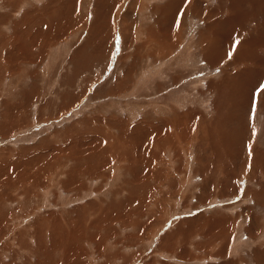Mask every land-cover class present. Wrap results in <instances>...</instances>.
Returning a JSON list of instances; mask_svg holds the SVG:
<instances>
[{
	"label": "rangeland",
	"instance_id": "374dc122",
	"mask_svg": "<svg viewBox=\"0 0 264 264\" xmlns=\"http://www.w3.org/2000/svg\"><path fill=\"white\" fill-rule=\"evenodd\" d=\"M262 86L264 0H0V264H264Z\"/></svg>",
	"mask_w": 264,
	"mask_h": 264
},
{
	"label": "bare ground",
	"instance_id": "6f19581e",
	"mask_svg": "<svg viewBox=\"0 0 264 264\" xmlns=\"http://www.w3.org/2000/svg\"><path fill=\"white\" fill-rule=\"evenodd\" d=\"M167 38V37H166ZM155 40V39H154ZM253 40H255V39H253ZM157 43H159V42H157V41H155V45H157ZM246 45V44H245ZM256 46H258V45H256ZM214 49V48H213ZM245 51H247L246 49H245ZM216 52V51H215ZM246 53V52H245ZM242 54V53H241ZM187 55V54H186ZM248 55H249V53H248ZM188 60V59H187ZM187 60H185V65L187 66V68H189V67H191L192 66V62H189L188 63V61ZM187 61V62H186ZM195 63V62H194ZM193 71V70H192ZM244 87V86H243ZM184 94V93H183ZM182 97V96H181ZM189 97V96H188ZM180 100V99H179ZM179 102V101H178ZM172 106V105H171ZM177 106V105H176ZM237 107V106H236ZM174 121V120H173ZM170 124V123H169ZM172 124V123H171ZM184 129V128H183ZM182 131V130H181ZM137 132H138V130H137ZM136 134V133H135ZM212 134V133H211ZM146 136V135H145ZM165 138V137H164ZM167 138V137H166ZM169 138V137H168ZM225 138V137H224ZM171 141V140H170ZM229 141V140H228ZM138 143V142H137ZM161 146V145H160ZM238 146V145H237ZM231 148V147H230ZM150 153V152H149ZM226 172V171H225ZM230 174V173H229ZM226 176H228V175H226ZM226 178V177H225ZM227 179V178H226ZM228 180V179H227ZM230 180V179H229ZM222 181H224V179L222 180ZM221 182V181H220ZM227 183V182H226ZM186 184V183H185ZM219 185H220V183H219ZM238 192V191H237ZM247 195V194H246ZM245 195V196H246ZM203 197V196H202ZM165 223V222H164ZM227 229V228H226ZM223 234V233H222ZM260 239V238H259ZM237 241V240H236ZM260 241V240H259ZM222 245H224V244H222ZM262 246V245H261ZM259 248H260V246H259ZM260 250V249H259ZM261 251V250H260Z\"/></svg>",
	"mask_w": 264,
	"mask_h": 264
},
{
	"label": "snow or ice",
	"instance_id": "6c2138e0",
	"mask_svg": "<svg viewBox=\"0 0 264 264\" xmlns=\"http://www.w3.org/2000/svg\"><path fill=\"white\" fill-rule=\"evenodd\" d=\"M236 43H239V41H236ZM229 58H231V52H229ZM264 87V86H262Z\"/></svg>",
	"mask_w": 264,
	"mask_h": 264
},
{
	"label": "crops",
	"instance_id": "0c3cea01",
	"mask_svg": "<svg viewBox=\"0 0 264 264\" xmlns=\"http://www.w3.org/2000/svg\"><path fill=\"white\" fill-rule=\"evenodd\" d=\"M237 201H238V200H237ZM237 201H236V202H237Z\"/></svg>",
	"mask_w": 264,
	"mask_h": 264
}]
</instances>
